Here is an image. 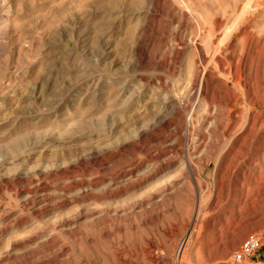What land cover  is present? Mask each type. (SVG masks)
Here are the masks:
<instances>
[{"label":"rangeland","instance_id":"374dc122","mask_svg":"<svg viewBox=\"0 0 264 264\" xmlns=\"http://www.w3.org/2000/svg\"><path fill=\"white\" fill-rule=\"evenodd\" d=\"M0 264H264V0H0Z\"/></svg>","mask_w":264,"mask_h":264},{"label":"built area","instance_id":"2783aa9c","mask_svg":"<svg viewBox=\"0 0 264 264\" xmlns=\"http://www.w3.org/2000/svg\"><path fill=\"white\" fill-rule=\"evenodd\" d=\"M259 247L257 238L250 236L239 247L238 251L233 255V261L240 263L243 259L248 258Z\"/></svg>","mask_w":264,"mask_h":264},{"label":"bare ground","instance_id":"6f19581e","mask_svg":"<svg viewBox=\"0 0 264 264\" xmlns=\"http://www.w3.org/2000/svg\"><path fill=\"white\" fill-rule=\"evenodd\" d=\"M242 10V9H241ZM235 24V23H234ZM209 51V53H210V50H208ZM206 52V51H205ZM205 52L203 51H199L198 52V54H199V57L201 58V59H206L207 58V56H206V54H205ZM208 55V54H207ZM210 56H208V58H209ZM198 59V58H197ZM209 60H210V62H211V64H213L214 62H215V60H214V58H212V57H210L209 58ZM199 61H201V60H199ZM205 61H207V60H205ZM199 64V63H198ZM202 65V64H201ZM206 69H208V68H206ZM204 71H205V69H204ZM203 71V72H204ZM200 73V72H199ZM203 75H204V73H203ZM202 77V76H201ZM199 78V77H198ZM193 87V86H192ZM205 86H204V82H203V80H202V78L199 80V83H198V87H197V90H196V92H197V95H203L204 94V92H205ZM190 94V93H189ZM193 95V93L191 94V96ZM197 95H195V96H197ZM190 96V95H189ZM198 98V97H197ZM191 99H192V97H191ZM194 105V104H193ZM192 108V107H191ZM192 111V110H191ZM188 120V119H187ZM184 125V130H185V132H186V134H188V132L190 131V129H191V126L192 125H190V123L189 122H187L186 124H183ZM187 143V142H186Z\"/></svg>","mask_w":264,"mask_h":264}]
</instances>
